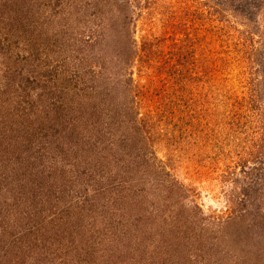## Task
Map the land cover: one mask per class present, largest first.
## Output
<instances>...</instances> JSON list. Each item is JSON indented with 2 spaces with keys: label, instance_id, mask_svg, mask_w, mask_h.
Segmentation results:
<instances>
[{
  "label": "trees",
  "instance_id": "16d2710c",
  "mask_svg": "<svg viewBox=\"0 0 264 264\" xmlns=\"http://www.w3.org/2000/svg\"><path fill=\"white\" fill-rule=\"evenodd\" d=\"M112 1L126 9L125 1ZM215 2L247 19L264 6V0ZM100 4L96 0L95 7ZM13 6L11 0H0V17ZM41 6L53 33L46 56L52 66L46 67L39 92L36 77L24 75L13 62L20 56L15 58L3 44L10 38L0 40V264H264V166L249 169L255 173L249 184L233 178L241 198L232 216L215 221L196 205L185 207L186 192L151 147L157 139L148 115L140 118L134 108L136 89L132 94L123 89L124 101L120 81L101 92L91 82L99 81L91 65H105L108 57L106 33L116 30L115 60L126 63L127 56H135L129 53L134 46L131 19L110 16V24L98 26L95 33L90 21L82 32L83 49L76 50L81 55L72 59L87 63L79 74L93 78L68 93L71 80L64 84L60 77L68 56L60 48L69 27L56 20L66 5L45 0ZM21 19L26 22L25 14ZM248 34L242 54L248 95L236 104L257 118V140L263 145L264 31ZM6 103L22 111L2 109ZM236 111L232 115L241 126ZM163 183L167 194H143L156 193V185Z\"/></svg>",
  "mask_w": 264,
  "mask_h": 264
},
{
  "label": "rangeland",
  "instance_id": "374dc122",
  "mask_svg": "<svg viewBox=\"0 0 264 264\" xmlns=\"http://www.w3.org/2000/svg\"><path fill=\"white\" fill-rule=\"evenodd\" d=\"M124 1L126 9L112 0H102L98 7H95L96 0H63L66 8L56 20L59 19L61 27L63 24L69 27L63 46L60 45V49H65L64 58L68 56L63 63L64 73L60 75L65 79L64 84L67 78L71 80L68 93L74 88L76 93L93 78V74H79L87 63L79 65V61L73 60L74 56L78 59L81 55L76 50L83 49L82 32L88 30L85 27L92 22L90 28L97 32L98 26L110 24V16L119 21L128 16L130 37L134 40L129 53L135 56H127L126 63L115 60L116 30L106 33L103 43L110 46L105 47L108 57L105 65L101 61L91 65L99 75V81H91L92 84L101 92L120 81L124 101L125 92L132 94V89H136L134 108L140 118L148 115L157 139L151 147L165 171L186 192L185 207L196 205L205 218L215 221L232 216L238 212L241 198L240 187L233 178L249 184L255 174H250L249 169L264 166V144L257 140L260 136L256 133L257 118H251L236 104L248 95L242 55L247 49L243 41L247 44L250 32L264 31V6L253 19H247L228 6L215 7V0H120ZM11 2L14 6L10 12L0 17V40L10 38L3 44L13 50L15 58L18 54L22 59L13 60L16 67L22 68L24 75L36 77L39 92L46 67L52 64L46 56L52 40L49 34L53 31L46 18L48 11L46 14L45 8L40 7V2L44 4L45 0ZM22 10L26 22L21 19ZM64 16L68 22L62 19ZM68 49L73 52L68 53ZM96 59L95 56V62ZM9 108L14 112L22 111L11 103H6L2 109ZM235 109L240 110L236 114L243 118H240L241 126L236 125L239 119L232 115ZM68 111L67 107L62 113L68 115ZM33 116L32 113L30 117ZM43 119L44 114L39 123L36 122V130ZM56 124L59 125L58 119ZM238 165L245 166V170ZM165 184L156 185V193L147 190L143 194H167ZM159 203L162 213L164 199Z\"/></svg>",
  "mask_w": 264,
  "mask_h": 264
}]
</instances>
